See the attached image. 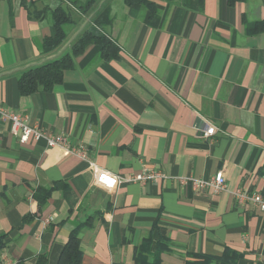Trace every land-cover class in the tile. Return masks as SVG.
<instances>
[{
    "label": "crops",
    "instance_id": "0c3cea01",
    "mask_svg": "<svg viewBox=\"0 0 264 264\" xmlns=\"http://www.w3.org/2000/svg\"><path fill=\"white\" fill-rule=\"evenodd\" d=\"M32 2L37 11L68 8L65 0H0V102L30 126L84 146L99 171L45 140L21 143L0 116V262L36 264L46 255L58 264L70 233L86 224L83 264H135L150 235L152 252L168 241L162 264L227 248L240 264L264 263V212L232 193L264 195V32L247 33L264 22V0L158 1L157 27L142 7L108 0L117 56L89 46L52 91L23 96L20 74L68 51L87 24L66 26L63 45L45 53L52 16L30 20ZM210 127L215 135L204 137ZM145 168L165 178L112 184L108 176ZM222 170L221 193L181 180L208 181Z\"/></svg>",
    "mask_w": 264,
    "mask_h": 264
},
{
    "label": "trees",
    "instance_id": "16d2710c",
    "mask_svg": "<svg viewBox=\"0 0 264 264\" xmlns=\"http://www.w3.org/2000/svg\"><path fill=\"white\" fill-rule=\"evenodd\" d=\"M68 2V8L60 5L56 9H47L37 11L32 9L35 3L25 5L28 10L30 20H43L49 13L52 16V25L55 34L43 41L45 53L53 52L66 41L69 32L66 26H77L80 19L87 21L86 26L81 30L77 37L72 41L68 51L57 58L46 61L36 66L24 70L19 77L20 93L24 96L32 95L38 91H52L53 88L63 82L67 71L75 68V59L81 55L89 46H97L101 50V55L107 60L114 59L119 49L114 40L108 34L107 29L113 24L111 7L108 0H65ZM174 3L177 0H123L127 7L134 5L142 7L148 22L153 27L159 25L160 15L157 2ZM202 1L203 0H199ZM249 0H227L230 6L246 3ZM264 32V22L256 21L247 25V33L256 35ZM45 199L48 194H45ZM39 205L43 204L44 198L36 196ZM86 224L77 225L70 233L69 239L59 258L58 264H83V250L81 247L80 234ZM168 241L161 238L156 244V250L152 252L154 245L153 237L150 235L144 242L137 247L135 253V264H162L161 255L169 250ZM4 248L1 238L0 250ZM190 260L186 264H240L242 255L232 249H226L222 256H209L204 254H188ZM150 258L153 261L150 262ZM36 264H49L46 255L38 257ZM264 264V263H258Z\"/></svg>",
    "mask_w": 264,
    "mask_h": 264
},
{
    "label": "built area",
    "instance_id": "2783aa9c",
    "mask_svg": "<svg viewBox=\"0 0 264 264\" xmlns=\"http://www.w3.org/2000/svg\"><path fill=\"white\" fill-rule=\"evenodd\" d=\"M0 116L8 121L11 125L12 134L17 137L21 143H28L30 139L32 140H45L49 148L61 149L64 153L73 155L88 161V163L93 167L94 170L99 168L94 161H92L88 154L87 149L82 145H72L69 139L65 135H55L47 133L39 127H32L29 124V119L27 116L14 113L4 107L0 102ZM215 127H210L204 133V137H212L215 135ZM110 179H115V183L122 182H136L140 184H145L148 182H157L165 175L159 171L145 168L140 173H137L131 177L123 178L119 176H112L108 174ZM183 183H191L196 192L204 191L205 189H212L214 193H221L227 191V183L224 171H219L211 180L196 179V178H183L181 179ZM234 197L237 199L238 203L241 205L252 204L256 206L260 211L264 212V195L259 192L247 191L243 189H237L232 192ZM0 264H11L8 261H1Z\"/></svg>",
    "mask_w": 264,
    "mask_h": 264
},
{
    "label": "rangeland",
    "instance_id": "374dc122",
    "mask_svg": "<svg viewBox=\"0 0 264 264\" xmlns=\"http://www.w3.org/2000/svg\"><path fill=\"white\" fill-rule=\"evenodd\" d=\"M83 18H82V20L80 19V21H79V24L76 26V29H77V27H79L80 26V23H83Z\"/></svg>",
    "mask_w": 264,
    "mask_h": 264
},
{
    "label": "clouds",
    "instance_id": "9594fccd",
    "mask_svg": "<svg viewBox=\"0 0 264 264\" xmlns=\"http://www.w3.org/2000/svg\"><path fill=\"white\" fill-rule=\"evenodd\" d=\"M115 182H116L115 179H112V180H111V183H112V184H114Z\"/></svg>",
    "mask_w": 264,
    "mask_h": 264
}]
</instances>
